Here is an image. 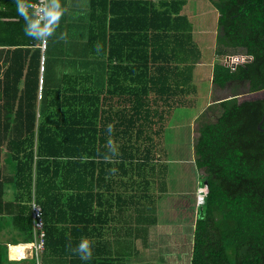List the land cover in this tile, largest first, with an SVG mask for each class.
<instances>
[{
	"label": "trees",
	"instance_id": "1",
	"mask_svg": "<svg viewBox=\"0 0 264 264\" xmlns=\"http://www.w3.org/2000/svg\"><path fill=\"white\" fill-rule=\"evenodd\" d=\"M209 1L218 12L216 53L244 48L254 56L234 71L214 64L213 83L245 79L251 89L263 88L264 0ZM184 3L90 0L88 49L110 61L105 87L93 88L91 74L63 73L52 82L46 62L39 92L40 40L25 35L16 0H0V214L12 213V227L30 241L35 197L46 233L40 264L79 257L72 249L81 238L95 251L80 261L105 264L95 258L105 243L86 237L100 214L94 215L99 193L93 191L102 184L113 185L116 205L130 203L135 225L156 221L151 185L163 177L156 173L165 152L161 137L172 108L194 91L200 58ZM263 104L224 99L214 119L198 123L194 163L207 191L197 206L190 264H264V133L256 129ZM4 157L10 176L2 175ZM11 184L15 195L6 200ZM123 187L131 188L129 197ZM0 264L35 260H10L0 244Z\"/></svg>",
	"mask_w": 264,
	"mask_h": 264
},
{
	"label": "crops",
	"instance_id": "2",
	"mask_svg": "<svg viewBox=\"0 0 264 264\" xmlns=\"http://www.w3.org/2000/svg\"><path fill=\"white\" fill-rule=\"evenodd\" d=\"M187 2L188 0H185L181 9V13L184 15H186L185 7ZM203 3L204 6L208 5L215 12V22L208 31H202L203 34L198 36L194 34V26L192 25V38L200 51V58L195 63L192 71L194 91L185 96L186 103L177 104V106L172 108V114L165 124L161 137L162 147L165 152L163 153L164 159L159 161L156 173L163 177L155 179L156 182L151 185L152 192L157 195L154 214L156 221L148 226L142 225L144 224L143 222L135 225L133 221L136 214L132 213L130 203L126 204V209L124 204L116 205L113 185L102 184L100 189H94L93 191L99 193L97 203L93 204L95 208L94 215H96V211H100V214L97 216V220L90 224L89 230L87 229L86 232L88 236L86 237H89L93 242L101 241L103 244L105 243V246H96V250L104 251L102 252L104 255L95 257L96 260L104 261L105 264H190L193 228L198 206L197 202H195V187L200 185L195 174V170L198 171L194 163L195 138L192 139L193 142L191 140L192 143L190 145L186 143L185 146H181L178 145L181 142L179 137H177L178 134L175 135L176 143L174 147L172 146L173 150H177L176 155L180 158H185L186 154L187 159H190L187 163H192V168L191 170L184 169L180 173H170L168 163L171 156H169L170 152L165 145V130L167 123L171 121L175 112L184 109L196 110L197 113L214 103L216 106L218 102L231 96L220 97L219 94L224 88L215 85L212 81L213 66L216 63L221 64L218 59L222 55L217 54L215 51L218 36L216 33L219 30L217 25L218 12L209 0H204ZM60 4L64 12L60 16L55 31L48 39V52L46 51L45 53L48 58V64L52 65L51 70L54 69V64H56V62L51 60L53 55L51 51L54 49V43H57V47L60 48L58 51L60 55L59 63L65 64L62 67L63 70H66V64L69 63L86 64V66L76 68L75 72L71 74L83 76L91 74L93 88L98 90L102 86L105 87L106 77L110 73V61L107 60L106 56L91 54L88 49L89 30L91 25H93L90 15L92 12L90 0H60ZM11 6L15 7L13 3H11ZM3 8L5 7L2 5ZM29 11L32 10L29 9ZM186 17L188 18L187 15ZM62 33L63 35H61ZM214 56L218 57L217 61ZM199 67H201V70L197 72ZM63 73H66V71ZM196 73L199 74L198 79H204L209 84L205 94L202 92L201 86L199 84L196 85ZM231 92L234 93V89ZM212 93L217 94L216 98L208 99ZM204 97L206 99L199 104V101ZM192 124V122L186 124L191 126V135L194 134ZM1 169L2 175L10 176L12 174L11 163H8L5 157L1 162ZM161 178H163V185L161 184ZM160 186L163 191H161ZM131 192L129 187L122 188L123 196L129 197ZM142 194L145 196L144 193ZM14 195L15 189L11 184L6 188L5 199L13 200ZM32 198L35 199L34 196ZM9 209L12 208L9 207ZM116 214H118L117 218ZM144 217L149 219L151 215ZM11 218L12 213L0 214V244L6 245L7 258L10 260L32 258L29 245H27L30 241L21 240L22 236L12 227ZM11 247H19V249L13 251ZM92 251H95L93 247ZM52 259L58 261L57 257ZM59 260L58 264H86L80 261L79 257L67 256L59 258ZM70 260H75V262ZM87 264L98 263L89 262Z\"/></svg>",
	"mask_w": 264,
	"mask_h": 264
},
{
	"label": "rangeland",
	"instance_id": "3",
	"mask_svg": "<svg viewBox=\"0 0 264 264\" xmlns=\"http://www.w3.org/2000/svg\"><path fill=\"white\" fill-rule=\"evenodd\" d=\"M204 0H188L187 5H186V15L189 18V21H191V25L194 26V34L196 36H198L199 34H203L202 31H208L210 27H212V25L215 22V12L211 9V7H209L208 5L204 6ZM192 26V27H193ZM205 31V32H206ZM217 35L219 34V30H217ZM50 38V36H48L46 38V40L48 41V39ZM54 49H52L51 54H53L51 56V60L53 62H56V64H54V69H52L50 71V73L48 74V76L50 77V80L52 82H60L61 80V75L63 74L64 71H66V73H72L75 72V69L78 67H83L86 66V64L83 63H79V64H74V63H69L66 64V70H63L62 67L65 66V64H60V55L58 53L59 49L57 47V43H54ZM51 47V45H50ZM47 51V49H46ZM234 51H241V53H243L242 49H236ZM233 51V52H234ZM48 52V51H47ZM232 52V51H230ZM220 57V56H219ZM47 58V57H46ZM217 56H214V59L217 61ZM48 61L45 60V66H46V62ZM219 61V59H218ZM201 67L197 68V72H200ZM40 75V74H39ZM198 75L196 73V85H200L202 92L205 94L206 90H208L209 88V84L206 80L204 79H198ZM235 91V89H234ZM221 92V90H220ZM233 92H231L230 90L227 89H223L221 94H219L220 97H228L229 95H232ZM257 94H246V95H242V96H238L235 99H237V101L243 100V99H249L252 97H255ZM208 96V95H207ZM217 94L212 93L211 96H209L208 99H213L216 98ZM206 98L204 97L202 100L199 101V104L204 101ZM220 110V106H215V103L206 107L203 111L197 112L196 110H179L177 112H175V114L173 115V118L171 119V121H169L167 123V127L165 130V145L168 147L169 150V156H171V159H169V171L170 173H175V172H183L184 169H189L191 170L192 168V163H187V161H189L190 159H187V156L185 154V158H180L178 157V155H176L177 150L172 148V146H175L176 140H175V135H177V137H179V140L181 141L178 145H186V143H189L188 145H190L196 136V129L198 126V123L201 122L202 120H212L215 118V116L219 113ZM194 118V119H193ZM177 122V125H176ZM193 123V132L194 134L191 135V126L186 125L189 123ZM192 140V142H191ZM181 153V152H180ZM188 154V152H187ZM184 157V156H183ZM188 170V171H189ZM195 170V169H194ZM201 173V170H195V174L199 180V184L201 185L202 179L200 178L199 174ZM195 179V178H194ZM196 186L195 187V192H196V196H195V202L199 203L200 201V197L198 194L199 191V187L201 186ZM203 189L207 187H205L204 185L202 186ZM199 200V201H198ZM197 210V208H196ZM198 216V214L196 213V217Z\"/></svg>",
	"mask_w": 264,
	"mask_h": 264
},
{
	"label": "clouds",
	"instance_id": "4",
	"mask_svg": "<svg viewBox=\"0 0 264 264\" xmlns=\"http://www.w3.org/2000/svg\"><path fill=\"white\" fill-rule=\"evenodd\" d=\"M29 9H32L31 3H27L26 0H16V11L25 22L24 33L36 40H45L52 35L58 25L60 16L64 12L60 0H47L31 12ZM111 127V124H109V132ZM109 144L111 145V141H109ZM72 251L78 254L82 261L90 260L92 257L91 241L87 238H81Z\"/></svg>",
	"mask_w": 264,
	"mask_h": 264
},
{
	"label": "built area",
	"instance_id": "5",
	"mask_svg": "<svg viewBox=\"0 0 264 264\" xmlns=\"http://www.w3.org/2000/svg\"><path fill=\"white\" fill-rule=\"evenodd\" d=\"M47 2V0H29L27 3H31L32 9L38 8L42 3ZM38 46L41 50V60H40V77H39V86L38 90L41 91L42 86V72H43V65L45 60V50L47 47V40H40ZM252 58V55L243 51H236L231 53L222 54L219 57V61L222 65L228 67L230 70H235L238 66L244 65L249 62ZM205 186V185H204ZM206 187V186H205ZM206 188L203 189L202 186L199 187L198 194L200 197L199 205L203 202L204 194L206 193ZM30 205V217H31V232H32V239L30 242L27 243L30 248L31 257L34 258L35 264H40L41 262V253L44 250L45 246V227H44V218H43V210L40 204L36 201V199L32 198L29 202Z\"/></svg>",
	"mask_w": 264,
	"mask_h": 264
},
{
	"label": "flooded vegetation",
	"instance_id": "6",
	"mask_svg": "<svg viewBox=\"0 0 264 264\" xmlns=\"http://www.w3.org/2000/svg\"><path fill=\"white\" fill-rule=\"evenodd\" d=\"M239 49H242L243 51H245L244 48H239ZM253 61H254V56L252 54V58L249 60L248 63H251ZM222 87L227 89V90H230V91L235 89L234 93L228 98H236L238 96H242V95H246V94H250V95L251 94H257L255 97H252L249 99H243L240 101H237V99H236V101L238 103H243L244 101H247V100H251V101L264 100V87L260 88V89L253 90V89H251L250 83L248 81H246L245 79L229 80ZM263 106H264V104H263ZM262 117H263V115H262ZM263 120H264V117L261 118V120L256 123V129L258 131L264 133V126L261 125Z\"/></svg>",
	"mask_w": 264,
	"mask_h": 264
},
{
	"label": "bare ground",
	"instance_id": "7",
	"mask_svg": "<svg viewBox=\"0 0 264 264\" xmlns=\"http://www.w3.org/2000/svg\"><path fill=\"white\" fill-rule=\"evenodd\" d=\"M21 246V245H20ZM19 249V247L17 248V247H11V250H13V251H16V250H18Z\"/></svg>",
	"mask_w": 264,
	"mask_h": 264
},
{
	"label": "water",
	"instance_id": "8",
	"mask_svg": "<svg viewBox=\"0 0 264 264\" xmlns=\"http://www.w3.org/2000/svg\"><path fill=\"white\" fill-rule=\"evenodd\" d=\"M263 117H264V106H263ZM263 117H262V118H263Z\"/></svg>",
	"mask_w": 264,
	"mask_h": 264
}]
</instances>
